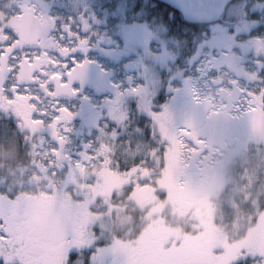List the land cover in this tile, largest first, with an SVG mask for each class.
<instances>
[{
	"label": "rangeland",
	"instance_id": "rangeland-1",
	"mask_svg": "<svg viewBox=\"0 0 264 264\" xmlns=\"http://www.w3.org/2000/svg\"><path fill=\"white\" fill-rule=\"evenodd\" d=\"M29 2L41 24L47 22L48 37L60 51L51 50L52 66H0L3 91L12 97L9 91L16 84L23 93L16 98L37 96L40 114L50 101L52 108L42 121H54L46 141L52 137L58 142L54 127L70 120L62 111L69 96L58 90L73 70L69 63L98 64L113 87H96L93 94L77 84L74 90H79L77 99L93 103L101 120L106 118L103 131L108 135L110 165L102 158L89 166L88 158L71 159L52 143L50 165L39 164L35 174L41 177L46 169L55 180L10 184L1 192L0 218L5 227L15 225L37 203L55 209L57 222L76 236L71 234L69 241L81 247L89 243L87 237L81 238L87 235L82 228L95 223L103 239L118 234L136 237L139 230L138 245L155 264H233L248 258L264 264V116L253 115L264 108V37L249 36L246 29L237 37L228 27L214 23L211 35L203 36L191 59L163 26L130 21L133 15L127 0ZM251 11L255 19L264 21V0L251 6ZM20 15L21 7H14V0L0 2V42L15 41L12 24ZM227 16L237 23L247 22L241 2L231 6ZM27 54H14L12 62ZM236 87L242 94L230 111ZM181 100L186 107L179 114ZM116 108L118 115L111 116ZM197 111H203L215 133L230 125L239 129L219 114L224 111L232 119L245 116L244 121L255 129L237 134L239 141L226 149L214 146L210 152L206 137L188 127L196 122L192 118ZM34 117L41 122V117ZM110 117L117 125L110 124ZM25 124L43 144L37 125ZM195 166L199 176L189 179L187 174L195 172ZM33 185L44 193L38 199L25 190ZM73 219L77 225L71 227ZM18 235H13L15 241L26 238ZM1 244L0 256L15 264L18 250L13 248L17 247Z\"/></svg>",
	"mask_w": 264,
	"mask_h": 264
},
{
	"label": "flooded vegetation",
	"instance_id": "flooded-vegetation-1",
	"mask_svg": "<svg viewBox=\"0 0 264 264\" xmlns=\"http://www.w3.org/2000/svg\"><path fill=\"white\" fill-rule=\"evenodd\" d=\"M1 1L3 0H0V2ZM11 2L13 3V0H11ZM261 3L262 2H256L253 6L256 4L260 5ZM14 7H21V15L15 18L17 24L15 25L16 22L12 24V35H15V51L8 50L9 55L0 56L4 57L2 61H0V66H52L49 54H51V50L55 45L48 37L47 22L41 24L39 21L40 19L33 14V8L30 7L29 0H14ZM52 22L54 23L55 21ZM253 23L255 29L264 26V21L260 20L258 17H256ZM51 26L53 28L52 23ZM42 28H44V30H42ZM2 31L3 29L0 30V33H2ZM262 34L264 35V31H262ZM256 36H259V34L257 33ZM6 40L10 41L9 39ZM3 44L5 43L0 42V48H2ZM54 50L58 52L60 51L57 47H54ZM26 51L30 53L27 54L28 57L31 55L30 58H28L29 60L23 57L17 62H12L10 56ZM60 56L64 60L65 54L62 53ZM84 63L85 62L79 63L78 61L69 63V66H74L72 72L76 74L81 71L83 72L82 78L74 79L73 76L69 74L66 76L67 83L64 85H58V90L66 92L69 96V99H65V102H67L68 105L66 108L69 109L71 113L75 114L69 121H66L64 124L62 123L61 125L63 126L59 127L58 125L57 127H54L58 135V142L52 141V137L46 141L47 136L50 135L49 132H51L50 130L52 129L54 122L51 119L46 121L47 124L42 121L43 118H46L45 112L50 111L52 108L50 101H48L49 98H47L48 102L43 105L44 113L40 114L38 112L39 107L35 105V102L38 101L37 96H31V99L23 96L22 98H16L13 91L10 90V95H13L10 97L4 93L3 84L0 82V189L5 183L17 184L54 180L53 177L55 175L50 172L48 173L46 169L43 170L41 177L35 174V169L39 164L46 166V164L49 163L50 165L52 160L51 151H54V149H51L52 143L53 145L55 144L58 146L59 150L65 151V156H68L71 159L76 158L79 160H86V158H88V161L86 160L85 164L90 162L89 166L102 158V161L104 160V162L108 164L107 166L110 165V160L106 161V156L110 155V149L105 143L108 135L103 131L106 118L101 120V114L98 116L97 108L92 102L83 100L82 98L77 99L78 95L74 88L79 84L80 88H83L84 90L87 88L94 94L96 87L107 89L112 88L113 86L110 82L109 76L97 68L98 64L87 62L86 67L81 69L79 65ZM99 81L104 83L101 84ZM241 94L242 92L240 88L236 87V89L232 91L231 95L233 97H231L229 101V108L231 110L233 109L232 103L238 101ZM43 95L49 97L45 92ZM234 95L236 97H234ZM184 103V101L178 102L177 107L180 108L179 114H181L182 109L186 107L183 105ZM117 109L118 108L114 111L112 110L114 113L111 116L118 115L116 111ZM119 113L122 115L121 110H119ZM260 113H262V111L260 110L259 112L258 110L254 112L253 115L255 116V114L258 115ZM37 115L41 117L40 123L34 121V116ZM193 115L192 120L194 119L196 122L190 123V125L188 124V127L190 126L192 128L194 124H198L195 131L200 132L202 137H206L208 140L206 144L210 152H212L211 149L214 146L220 149H225L228 147V144L231 145L233 142L237 143L239 141L238 136L243 135L245 132L253 133L255 129L253 124L244 121L245 116L242 118L240 117L239 119H232L224 116V118L233 121L235 125L238 124V131L235 130L236 126L230 125V127L225 126L219 132L215 133L211 126L206 123L207 119L205 118V115H203V111L194 112ZM246 116L251 118V114H246ZM107 119L110 120V124L117 125L111 117ZM27 121L37 125L40 131L37 135L43 137V144L38 142L39 138H37L36 135L32 136L31 130L26 127L25 123ZM185 122L186 124L188 123V121ZM68 129H71V131ZM60 131H62V133H60ZM234 132L236 133L233 134ZM61 145L64 147H62L63 149H60ZM68 161L69 160H66V162ZM195 167L196 171L191 173V175H188L189 179L198 178L199 174L197 171L199 170V167ZM84 237L85 236L82 235L81 238Z\"/></svg>",
	"mask_w": 264,
	"mask_h": 264
},
{
	"label": "trees",
	"instance_id": "trees-1",
	"mask_svg": "<svg viewBox=\"0 0 264 264\" xmlns=\"http://www.w3.org/2000/svg\"><path fill=\"white\" fill-rule=\"evenodd\" d=\"M262 1L263 0H235L231 2L230 4H228L223 21H221L220 23L223 26L228 27V31H230L232 34L234 33L237 37H240L239 34L243 29H246V32L250 34L249 36H256L257 33L259 35H262L264 26L255 29L253 23L255 18L253 16L254 14H252L251 11V6H253L256 2ZM127 2V6L130 9L131 14L133 15V18L130 19V21H148L154 26H163L167 29L169 36L175 38L178 42H180V44L184 45V51L186 55L192 56L197 53L200 48L199 42L203 40V36L206 34L211 35L212 33L210 26L211 24L189 22L183 17L180 12L157 0H127ZM238 2L242 3L243 16L247 22L243 21L242 23H237V21L235 22L232 20H228V9H230L231 6L237 4ZM222 115L225 114L222 113ZM138 162L139 159L136 160L135 163ZM123 166L124 165H122L121 168ZM10 184L11 183L3 184L0 192H5ZM197 186H199L198 183ZM39 188L40 187L33 185V187H27L25 190L33 191L35 198H37L41 197L44 194L42 193V191H40ZM56 191L57 190L54 189L53 193H55ZM35 206L37 207L34 209H30L28 211L25 210V219L50 228L60 225L57 222V213L55 209L49 210L48 207H39L37 203L35 204ZM5 217L8 216L5 215ZM71 222V227L77 225L74 219ZM92 224L93 226L89 229L82 228V231L84 230L87 233V235L84 234L85 237L89 239V243H87L86 245L91 247L89 253H84L81 255L80 260H84L86 255H88L90 264H155L154 260H152V257L150 255L148 256V254L145 252L142 253L141 247L138 245L139 242H141L139 241L138 237V235H140L138 234L140 232L139 230L136 231V237L124 238L120 236V234H118L116 238L113 237L109 239H103L101 236V230L96 227L95 223ZM7 226L12 232V235H21L14 227V224H9ZM63 226L64 232H67V234L65 233V236H63L60 241H52L47 245L48 250L52 254L51 259H55L53 264H65L66 249L76 244L74 240H72V242L69 241V238H71V234L73 235V237L76 236L73 233H68L69 229L68 231H65L66 226ZM65 238L68 239L67 243H65ZM2 247L3 246L0 242V252L2 250ZM13 249L18 250V255L17 257L13 258V261L15 264H20L21 248ZM7 250H11V248L9 247ZM62 256L65 257L64 260L61 259ZM80 260L77 261V264L80 262ZM233 264H255V262L253 259L248 258L246 260L234 262Z\"/></svg>",
	"mask_w": 264,
	"mask_h": 264
},
{
	"label": "snow or ice",
	"instance_id": "snow-or-ice-1",
	"mask_svg": "<svg viewBox=\"0 0 264 264\" xmlns=\"http://www.w3.org/2000/svg\"><path fill=\"white\" fill-rule=\"evenodd\" d=\"M6 48H0V56L9 55L8 50L15 51L14 45L15 41H4ZM11 59H15L14 56H10ZM28 56H25V59H28ZM74 63V61H73ZM87 64L85 61L84 64L79 65L81 69H84ZM67 67V65H65ZM74 79L82 78L83 72L78 74L74 72H69ZM63 79V77H61ZM12 91L15 95H22L23 93L19 92L17 85H12ZM26 91V90H25ZM75 91H79L76 89ZM62 111L69 114V119L74 113H71L67 108L62 109ZM71 131V129H68ZM6 221L3 218H0V242L13 243L15 247L21 248V259L20 264H53L51 259L52 254L48 250L47 245L52 241H60L64 235V226L57 225L53 228L34 223L25 218H17L14 227L17 229L18 233L26 237L23 240L15 241L12 235V232L5 227ZM91 246H79L73 245L72 247L66 249V259L65 264H77V261L80 260L81 255L84 253H89ZM0 264H7V261L3 256H0ZM84 264H90L88 255L84 259Z\"/></svg>",
	"mask_w": 264,
	"mask_h": 264
},
{
	"label": "water",
	"instance_id": "water-1",
	"mask_svg": "<svg viewBox=\"0 0 264 264\" xmlns=\"http://www.w3.org/2000/svg\"><path fill=\"white\" fill-rule=\"evenodd\" d=\"M180 12L194 23H212L222 19L226 7L234 0H157ZM193 128L198 127L194 124Z\"/></svg>",
	"mask_w": 264,
	"mask_h": 264
}]
</instances>
